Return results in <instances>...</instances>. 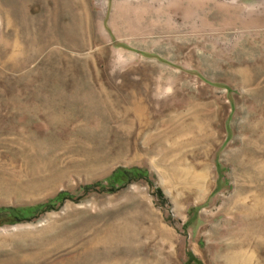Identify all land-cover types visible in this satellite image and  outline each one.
Segmentation results:
<instances>
[{
	"label": "rangeland",
	"instance_id": "1",
	"mask_svg": "<svg viewBox=\"0 0 264 264\" xmlns=\"http://www.w3.org/2000/svg\"><path fill=\"white\" fill-rule=\"evenodd\" d=\"M214 114V138L177 161L209 188L183 201L186 177L166 181L153 139ZM255 124L264 134V0H0V208L52 207L0 224V264L74 263L108 233L139 254L124 264H221L227 223H244L221 209ZM118 169L142 176L111 188Z\"/></svg>",
	"mask_w": 264,
	"mask_h": 264
},
{
	"label": "bare ground",
	"instance_id": "2",
	"mask_svg": "<svg viewBox=\"0 0 264 264\" xmlns=\"http://www.w3.org/2000/svg\"><path fill=\"white\" fill-rule=\"evenodd\" d=\"M183 121L181 120L171 131L164 132L159 137L157 135L153 140H156L157 146L159 147V154L157 155L162 157V161L160 162H162V173L166 181L170 184L177 183L180 185L178 182H181L182 176L186 177L182 178L183 186H181V190L179 189L183 195V201H186L194 195L201 199L204 192L209 188V180L207 173L200 170L199 166L192 167L191 165V167L182 168L180 166L181 163L177 166L180 151L186 145L190 146L212 140L215 132L214 126L218 120L214 114L206 119L203 118V121L201 120L202 123L198 122V120ZM257 129L258 126L256 124L249 128L247 131L249 135L243 140V147L235 153L236 176L239 179L242 178V183L237 186L234 196L225 202L221 211L228 215L232 207L233 210L239 209L244 223L241 227L235 228L231 223L224 222L225 224L227 223L228 227L230 226L229 231L232 228L234 235L231 236L230 240L225 239L223 245L220 247L221 251L217 255L216 260L221 264H254L258 255L261 215L264 212V204L260 201V196H263L264 189L259 188L260 194L253 200V203H249L245 196L241 199L238 198L245 191L249 190L250 187L257 188L264 185V165L249 160L251 156L254 157L257 154H261L258 146L260 141H264V134L259 135ZM220 229H223V226L212 232L211 237L214 236L219 239L221 235L218 237L216 235H218L217 233ZM125 239L124 236L108 233L100 239H97L95 243L84 247L82 249L81 259L70 264H124L129 258L139 256V254L137 255L135 252L128 250V239ZM122 246V249L125 248L124 250H120ZM222 249L224 252H222ZM139 264L145 263L140 262Z\"/></svg>",
	"mask_w": 264,
	"mask_h": 264
},
{
	"label": "trees",
	"instance_id": "3",
	"mask_svg": "<svg viewBox=\"0 0 264 264\" xmlns=\"http://www.w3.org/2000/svg\"><path fill=\"white\" fill-rule=\"evenodd\" d=\"M136 175L142 176V174H140V172L136 169H118L108 178L107 181L112 188L116 185L124 184L127 180L131 177H135ZM66 197H68L67 193H60L51 203L57 202ZM50 209H52V207L48 206V204L36 205L34 207L0 208V224H14L24 220L28 221L39 212Z\"/></svg>",
	"mask_w": 264,
	"mask_h": 264
}]
</instances>
